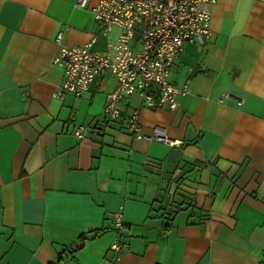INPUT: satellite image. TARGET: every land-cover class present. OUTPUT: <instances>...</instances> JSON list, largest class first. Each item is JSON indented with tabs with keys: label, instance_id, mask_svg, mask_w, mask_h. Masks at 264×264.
Segmentation results:
<instances>
[{
	"label": "crops",
	"instance_id": "crops-1",
	"mask_svg": "<svg viewBox=\"0 0 264 264\" xmlns=\"http://www.w3.org/2000/svg\"><path fill=\"white\" fill-rule=\"evenodd\" d=\"M75 1L0 0V264H106L115 240L114 264H264V2L216 0L209 39L173 65L170 80L191 88L176 109L134 94L107 121L113 75L52 96L60 46L97 31L99 0ZM226 92L243 104L218 103ZM135 109L144 132L178 144L134 138Z\"/></svg>",
	"mask_w": 264,
	"mask_h": 264
},
{
	"label": "built area",
	"instance_id": "built-area-1",
	"mask_svg": "<svg viewBox=\"0 0 264 264\" xmlns=\"http://www.w3.org/2000/svg\"><path fill=\"white\" fill-rule=\"evenodd\" d=\"M264 2V0H258ZM89 0H76L75 7L84 8ZM216 0H99L90 7L97 31L81 44L61 45L54 63L62 67L63 79L52 96L64 99L67 94L79 98L91 82L104 75H113L115 86L107 91L103 118L121 119L120 103L137 94L149 109L174 110L180 98L191 92L188 81L176 85L170 80L173 65L187 45H203L211 35V9ZM67 29V27H66ZM63 31L55 36L60 43ZM103 39V48L95 45ZM243 99L231 92L217 98L223 104ZM126 129L136 139L153 140L169 146L178 144L165 134L163 127L143 131L138 122V110H133ZM87 126L79 125L74 136L82 139ZM113 227L123 226L121 210L112 213ZM124 244L115 240L109 250L114 264L121 256Z\"/></svg>",
	"mask_w": 264,
	"mask_h": 264
},
{
	"label": "trees",
	"instance_id": "trees-1",
	"mask_svg": "<svg viewBox=\"0 0 264 264\" xmlns=\"http://www.w3.org/2000/svg\"><path fill=\"white\" fill-rule=\"evenodd\" d=\"M81 247V245H79V246H75V247H71L70 249H68V251L70 252V251H74V250H76V249H78V248H80ZM59 260H61V259H59Z\"/></svg>",
	"mask_w": 264,
	"mask_h": 264
}]
</instances>
